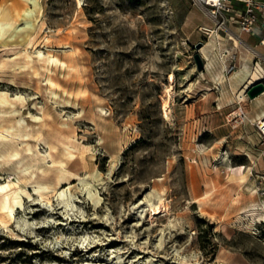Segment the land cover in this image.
Segmentation results:
<instances>
[{
    "label": "rangeland",
    "instance_id": "rangeland-1",
    "mask_svg": "<svg viewBox=\"0 0 264 264\" xmlns=\"http://www.w3.org/2000/svg\"><path fill=\"white\" fill-rule=\"evenodd\" d=\"M209 20L193 0H0V264H264V138L219 141L188 106Z\"/></svg>",
    "mask_w": 264,
    "mask_h": 264
},
{
    "label": "crops",
    "instance_id": "crops-1",
    "mask_svg": "<svg viewBox=\"0 0 264 264\" xmlns=\"http://www.w3.org/2000/svg\"><path fill=\"white\" fill-rule=\"evenodd\" d=\"M202 25L211 26L212 22L209 20ZM230 28L234 36H240L246 45L264 55V46L258 44V36L241 34L235 24ZM218 37L205 36L200 40L203 47L199 52L205 67L203 71H194L193 78L188 80V106L192 108V118L202 122L204 132L214 135L219 141L224 140L234 133L230 132V128H234L230 114L238 110L241 99L246 119L239 125L238 137L256 136L259 131L255 123L264 117V92L250 99L243 91L251 83L259 81L258 73L254 71L257 58L238 40L234 41L224 33ZM258 68L264 71V62L258 63Z\"/></svg>",
    "mask_w": 264,
    "mask_h": 264
},
{
    "label": "built area",
    "instance_id": "built-area-1",
    "mask_svg": "<svg viewBox=\"0 0 264 264\" xmlns=\"http://www.w3.org/2000/svg\"><path fill=\"white\" fill-rule=\"evenodd\" d=\"M196 5L201 7L208 17L212 25H201L199 31L206 37H216L226 34L232 40H238L245 48L256 56L255 68L259 75V80L264 81V71L257 69L258 63L264 62V55L255 49L246 45L240 36H234L230 25L235 24L241 34H249L258 36V44L264 46V0H193ZM225 55L227 52L224 53ZM252 84V83H251ZM249 85L246 87V89ZM246 94V93H245ZM243 100L239 99L238 110L233 111L231 121L234 123H244L246 119L245 112L241 106ZM239 111V113H238ZM257 126L262 138H264V117L258 120Z\"/></svg>",
    "mask_w": 264,
    "mask_h": 264
},
{
    "label": "bare ground",
    "instance_id": "bare-ground-1",
    "mask_svg": "<svg viewBox=\"0 0 264 264\" xmlns=\"http://www.w3.org/2000/svg\"><path fill=\"white\" fill-rule=\"evenodd\" d=\"M40 55L42 56L43 54L42 53H40ZM173 78V77H172ZM171 79V78H170ZM243 94L245 95V91H243ZM242 95V94H241ZM243 98V97H242ZM164 114H165V116L166 117H169V114H170V112H171V110H170V106H169V104H168V101H165V104H164ZM3 155V154H2ZM13 155V154H12ZM243 167V166H242ZM234 169H236V168H234ZM245 170V169H244ZM238 171L241 173V174H245L244 173V171H242L241 170V167H238V170H237V173H238ZM235 172V171H234ZM239 174V173H238ZM245 176V175H244ZM93 177V176H92ZM96 177V176H95ZM91 178V177H90ZM87 179V178H86ZM88 181V180H87ZM20 182V181H19ZM89 182V181H88ZM85 184V183H84ZM92 184V183H91ZM93 186V185H92ZM10 187V185L7 183L6 185H3V186H1L0 187V190L2 189V190H5V189H7V188H9ZM42 187H44V186H42ZM14 188V187H13ZM17 188V187H16ZM38 189H39V187H37ZM90 188L91 187H89V190H90ZM96 188V187H95ZM11 189V188H10ZM14 190H15V188H14ZM17 190V189H16ZM95 190V189H94ZM12 191V190H11ZM19 191V190H18ZM37 191V190H36ZM40 192H41V190H39ZM14 192V191H13ZM90 192H92V191H90ZM2 193H3V191H2ZM5 193H6V191H5ZM9 193H11V192H9ZM8 194V193H7ZM66 194H67V191L66 190H62V191H60V193H59V195L61 196V197H63L62 199H63V202L65 203V205H67V206H70L71 204H72V207H73V203H72V199L71 200H68L67 198H66ZM91 194V193H90ZM159 194V193H158ZM1 195V194H0ZM10 195V194H9ZM13 195V194H12ZM42 195V194H41ZM6 196V195H5ZM14 196H16V195H14ZM98 196V195H97ZM8 197V196H7ZM19 197V196H18ZM73 197V196H72ZM92 197V196H91ZM5 198V197H4ZM11 198H14V197H11ZM160 198V197H159ZM8 199V198H7ZM7 199H5L6 200V204H5V209L6 210H8L9 212H10V214L12 215L13 214V207L9 204V201L7 200ZM99 199H100V197H99ZM11 200V199H10ZM21 201V200H20ZM19 201V199L16 197V199H15V204L16 205H19V204H21V202ZM97 202H98V200H97ZM99 203V202H98ZM162 204H163V201L161 200V202H160V205H157V206H155L154 207V209H160L161 208V206H162ZM1 208V207H0ZM1 209H3V208H1ZM1 211V210H0ZM8 211H6V212H8ZM5 212V211H4ZM5 212V213H6ZM12 218H13V216H12ZM11 218V219H12ZM1 219H3V218H1L0 217V220ZM8 219V218H7ZM6 219V220H7ZM2 221V220H1ZM10 221V220H9ZM8 221V222H9ZM5 223V222H4ZM3 223V224H4ZM6 224V223H5ZM5 226V225H4ZM86 264H102V263H94V261L93 262H87Z\"/></svg>",
    "mask_w": 264,
    "mask_h": 264
},
{
    "label": "water",
    "instance_id": "water-1",
    "mask_svg": "<svg viewBox=\"0 0 264 264\" xmlns=\"http://www.w3.org/2000/svg\"><path fill=\"white\" fill-rule=\"evenodd\" d=\"M203 47V43L200 42L196 45L197 52L194 54V60L198 71H203L205 67L204 60L200 54V49ZM264 92V81L259 80L252 83L246 90L245 93L250 99H254Z\"/></svg>",
    "mask_w": 264,
    "mask_h": 264
}]
</instances>
